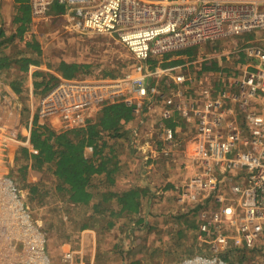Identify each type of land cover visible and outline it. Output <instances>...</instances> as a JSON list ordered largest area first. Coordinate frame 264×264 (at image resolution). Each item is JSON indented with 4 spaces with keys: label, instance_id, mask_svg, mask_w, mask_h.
I'll return each mask as SVG.
<instances>
[{
    "label": "built area",
    "instance_id": "built-area-1",
    "mask_svg": "<svg viewBox=\"0 0 264 264\" xmlns=\"http://www.w3.org/2000/svg\"><path fill=\"white\" fill-rule=\"evenodd\" d=\"M29 3L36 19L49 15L55 3L64 5L61 16L69 31L107 35L124 45L133 59L125 72L112 77L99 72L57 75L56 83L39 97L35 115L52 128L65 130L86 125L105 105H132L139 125L130 129L127 143L147 167L159 156H173L172 147L179 142V133L161 117L156 138L146 132L147 115L160 103L170 104L163 109L165 116L171 111L189 115L201 142L191 157L198 167L174 191L177 202L186 207L180 212L194 215L198 245L208 253L195 252L172 264H230L226 256L231 251L253 249L264 235V44L250 42L236 50L234 54L244 55L243 65L236 75L216 84L209 82L206 72L199 75L187 67H163L161 62L152 66L148 59L264 30V0ZM162 76H169L172 85H162ZM31 130L13 138L1 126L8 159L17 155H11L12 145L30 146ZM27 195L14 177L0 174V264H53L48 232L35 218L36 207ZM75 254L70 247L63 249V264H72Z\"/></svg>",
    "mask_w": 264,
    "mask_h": 264
},
{
    "label": "trees",
    "instance_id": "trees-1",
    "mask_svg": "<svg viewBox=\"0 0 264 264\" xmlns=\"http://www.w3.org/2000/svg\"><path fill=\"white\" fill-rule=\"evenodd\" d=\"M19 1L21 3L16 7V13L12 19L15 25L14 29L6 31L3 26L0 27L1 71L15 65L19 70L25 72L30 64L39 63L37 57L43 53L40 41L35 35L31 37L25 35L31 25L30 8L25 0ZM62 7V5H54L53 9L55 12H62ZM237 38L244 42L245 44L242 46H245L250 44L248 41L254 39V32L243 33ZM16 41H23V44L20 45ZM14 45L15 51L8 53L7 49ZM197 47L194 45L170 51L164 53L160 58H149L148 62L152 66L161 62V66L170 67L182 61L181 58L172 59L173 56L187 55L191 60H194L198 53ZM243 57L244 55L241 54L240 61H244ZM214 60L211 64L204 63L197 73L200 75L202 72L220 70L217 60ZM95 66L97 65L90 62L61 60L52 69L69 78L73 76H95L97 72L92 69ZM221 70L229 72L228 69L221 68ZM123 72L125 71L114 73L111 70H103L99 73L103 76L112 77ZM34 76L40 78L35 81L34 86L41 89L39 90L41 95L47 92L57 81V77L49 72L36 71ZM220 82V80L214 81L215 84ZM10 84L15 92L22 93V80L19 76L13 78ZM24 96L25 94H21L22 98ZM133 107L124 102L105 105L96 113L95 117L89 119L86 125L65 130H56L39 124L35 116L30 134V146L19 147L15 157L16 178L21 186L27 190L28 202L35 207L43 205L44 196L47 192L44 189V184L40 179L30 180L28 175L34 171L40 172L43 168H47L56 180L55 190L62 192L67 197L69 204L79 207L88 206L92 209L83 216L79 231L91 228L102 233L112 229L119 218L130 217L139 213L144 204H147L150 198L152 200L153 196L160 197L159 194L166 191L163 187L154 194L148 186H119L116 183L122 161L121 147L124 141H128L130 131L126 125L136 117ZM170 125H174V123L170 122ZM156 134L157 131H154L153 137L156 138ZM127 147L132 152L128 143ZM172 157L159 156L149 162L154 163L153 166L159 167ZM142 166L147 167L143 164ZM141 173L139 172L136 178L140 179ZM97 177H100V180L94 186L92 182ZM181 215L191 216L193 220L195 219L194 215L185 213ZM136 222L142 223L143 218H138ZM188 226L196 229L195 222L190 221ZM189 227L183 226L182 228L187 229ZM259 241H264V235L250 250H255ZM226 258L229 259L230 264H239L243 261L242 258H239L237 262H234L228 255Z\"/></svg>",
    "mask_w": 264,
    "mask_h": 264
},
{
    "label": "rangeland",
    "instance_id": "rangeland-1",
    "mask_svg": "<svg viewBox=\"0 0 264 264\" xmlns=\"http://www.w3.org/2000/svg\"><path fill=\"white\" fill-rule=\"evenodd\" d=\"M9 6L10 9L6 12L10 24L14 16V7ZM25 34L27 37L35 35L40 41L43 53L37 59L43 62L42 64L46 68H52L59 61L67 60L90 62L97 65L92 69H99L101 71L111 70L114 73H120L127 70V67L133 62L130 52L120 42L107 35L95 33L77 34L69 31L65 26L64 19L54 13H49L44 18L36 19ZM248 42L264 44V30L254 31V39ZM18 43L22 45L23 41ZM243 44L245 43L241 42L239 38H236L233 41L224 40L197 45V48L203 47L204 45H207L209 48H204L203 52H201L202 54H196L199 62L198 64L196 63V67L193 65V68L189 69L190 72H197L204 63L208 64L206 62V53L211 52L215 54L216 60L222 61V59H225L221 63H223V67L228 69L229 72L223 70L206 72V75L211 77L208 80L211 83L217 80L225 82L227 78L236 75L239 68L227 64L226 58H232L234 52L242 48ZM15 49L14 45L7 49V51L9 53L15 51ZM33 56H35L34 53ZM13 76L7 78L12 80ZM8 96L5 92L1 93V106L3 105L1 108L5 104H8ZM20 99L22 105H24V98L21 97ZM20 115L24 116L23 109L20 111ZM186 139L187 135L184 134L181 138L182 145L187 141ZM121 148L122 158L125 153L129 152L127 141H124ZM2 150L5 149L1 145V162L3 160H5L4 163L8 162V164L5 163V166L2 165V167L4 166L3 169H5L7 174L14 177L17 180L18 187L22 188L16 178V158L13 161L11 158L8 159L6 151L3 152ZM130 154L135 157L136 161L140 162L138 156L132 152ZM174 157L175 155L168 161L166 160L168 162L167 165L173 169L175 167L184 168L183 161L185 159L183 156L178 157L177 161ZM182 170H185L187 174H190L191 171L189 169ZM138 174L135 173L137 177ZM144 174L148 175L147 172ZM28 176L32 181L40 179L44 184V189L47 191L44 196L43 205L34 208V213L35 218L40 221L41 225L48 232V244L53 264H63L61 260L63 252L62 242L70 244L72 250L76 253L75 257H81L82 263L78 262L79 264H171L179 258L195 252L208 253V250L204 249V247H202L203 249H199L200 246L198 245L195 230L188 226L190 221L194 223L196 220H193L190 216L183 218V222L180 223L181 219H176V216L182 214L180 213V209L185 207V205H180L175 195L171 192L159 194L162 196L160 202L156 201L157 199L153 200V198L148 203L145 202L147 204H144L143 210H148L149 208L151 210L156 209L157 214L166 212L163 215H151V226L137 223V218H135L136 221H131L137 226V229H131L129 224L120 222L116 228L113 227L109 231L102 233L97 232L99 235L97 243L95 244L93 239L89 242V245L84 246L83 250L79 240V226L83 216L92 209L88 206L79 207L69 204L67 197L62 192L55 190L56 180L53 178L49 169L43 168L42 171H34ZM99 180L100 177L95 178L92 182L93 185L96 186ZM131 222L129 223L131 224ZM139 226L143 227L138 228ZM182 226L189 228L185 229ZM235 250L227 254L234 262L242 258L243 261L239 264H264V241H259V245L255 250L245 252Z\"/></svg>",
    "mask_w": 264,
    "mask_h": 264
},
{
    "label": "crops",
    "instance_id": "crops-1",
    "mask_svg": "<svg viewBox=\"0 0 264 264\" xmlns=\"http://www.w3.org/2000/svg\"><path fill=\"white\" fill-rule=\"evenodd\" d=\"M27 2V4L30 7V3L29 0H25ZM21 2L19 0H0V27L3 26L6 31H11L14 29L15 25L13 24L12 20L10 21L9 24V20H8V16H7V10L10 9L11 7H14V14L16 13V7L20 4ZM54 5H61L58 3H55ZM54 5L52 6L51 10H50V14L54 13L56 15H59L60 17L61 14L64 12L65 10V6L62 5L63 7V11L62 12H55V10L53 9ZM30 18H31V25L34 24L36 18L32 17L31 15V10H30ZM63 18V17H62ZM13 19V18H12ZM30 25V27H31ZM13 26V27H12ZM11 28V29H10ZM29 30V29H28ZM27 30V31H28ZM26 31V33H27ZM26 35V34H25ZM27 37V36H26ZM212 46V44H210ZM204 48H209L207 45L205 46H201L199 48H197V52L201 53L203 52ZM197 53V55H198ZM202 54V53H201ZM241 54H233L232 58L228 57L226 58L227 64H231L230 66H233L235 68L237 67H241L243 65V61H240L241 59ZM207 60L206 62H208V64H211L213 61H215V54L211 53V52H207ZM212 55V56H211ZM163 56V55H162ZM161 56V57H162ZM210 56V57H208ZM174 58H181L182 61L178 64H175L174 66H179V68H181L180 66L186 68L187 69H191L193 68V65H195L196 67V63L198 64V57H195L197 59L191 60L190 57H188L187 55H179V56H175ZM220 61V62H219ZM225 61V59L222 61L221 60H217L218 62V66L222 69H226L225 67H223V62ZM43 62L39 61L38 64H30L29 68L27 71L23 72L21 70L18 69V67H16L15 65L11 66L9 69L5 70V71H1L0 70V174L6 173L5 169H3V167L5 166V163L8 164V162H5V160H3V162H1V126L6 127V133L13 138H19V137H24V135H26L27 133V129L31 127H33V120L35 115V108L36 105L38 103L39 97L41 96L40 88H35L34 84L35 81L40 78H36L34 76V73L36 71H44V72H49L53 75H55L57 77V75H61L60 72L52 69V68H46L44 66V64H42ZM207 64V63H206ZM94 72H101V70L99 69H93ZM211 71V70H210ZM215 72V71H212ZM14 75V76H13ZM9 76H13V78H16V76H19V78H21L22 80V89L23 91L25 90V92L22 91V93H17L13 90L12 85L10 84L11 79H8L7 77ZM63 76V75H61ZM5 78H7V80H5ZM161 83L162 85H166L165 87L167 88L172 81L170 80L169 76H162L161 77ZM161 85V86H162ZM172 85V84H171ZM163 87V86H162ZM160 90H162L160 88ZM166 90V89H165ZM7 93L8 96V104H5V106L3 108H1V93ZM21 94H25L24 96V105H22L21 103ZM20 99V100H19ZM159 105V107H158ZM156 106V108L154 109V111L150 112L147 115V123L145 125V131L148 133H154V131L158 130V119L161 117L162 118V122L167 125L170 126L172 128H174L179 134V142L178 145L176 147H172L173 150V155H175L174 159L177 161V158L180 156H183V158L185 159V161H183L184 164V168L182 169H189L190 174H187L185 172V170H182L181 167L177 168L175 167L174 169L171 168L169 165H167V161L164 162V165H161L159 167L156 166H151V167H143L141 162L136 161L135 157L133 155L130 154V150L129 152L125 153L124 156H122V161L120 162L121 166L119 167V174H118V178H117V185L119 186H134V185H140V186H148L150 188V190L152 191V193L156 194L159 192V190H161V188L163 187L164 190H166L165 192H171L173 194H175V192L173 191V189L176 186H180L181 184H183L186 179L192 174L193 170H195L198 165L197 163L191 158L192 156L195 155L196 151H198L199 147L201 146V142L199 141V139L196 136V126H195V121L193 118H189L188 117L182 115L181 113H177L176 111L173 112L171 111L170 114L168 116H165L163 114V109L164 108H170V104H165V103H160ZM30 106H33L32 108H30ZM22 109L24 110V116L20 115V111H22ZM95 117V115L93 116ZM37 122L39 124H44L50 128H52L48 123H44L43 121H41L37 116ZM238 122H241L239 119V115L238 117H236ZM171 123H174V125H170ZM139 125V119L138 117H135L133 120L131 119L127 125L126 128L127 129H132L136 126ZM143 128V125L142 127ZM56 129V128H53ZM59 130V129H56ZM147 133V134H148ZM31 134V133H30ZM187 135V141L182 145L181 144V138L183 135ZM3 146V145H2ZM4 147V146H3ZM5 149V147H4ZM19 149V147L17 148V146H11L10 147V152L11 155L13 156L15 153H17V150ZM3 152L5 150H2ZM132 157H131V156ZM5 159V158H4ZM188 167H186V165ZM2 165H4L2 167ZM196 167V168H195ZM138 172H142L140 174V179L136 178L137 176L135 175L138 174ZM147 172L148 175H145L144 173ZM155 172V174H154ZM156 191V192H155ZM158 191V192H157ZM162 196H153V200L157 199L156 201H161L160 199ZM151 201V198L148 200ZM144 207V206H143ZM143 207L141 209V211L135 215H132L130 217H121L117 220L116 224H115V228L117 227L118 223L120 222H125L127 224H129V226H131V229H137V226L134 225L133 222L131 221H136L135 218H143V224H145V226H151V215H163L166 212H163V214H157V210H151V208H149L148 210H143ZM183 218H186L183 215H178L176 216V219H181V222H183ZM131 222V224L129 223ZM196 223V222H195ZM143 226H139L138 228H142ZM183 227V226H182ZM94 229H88V230H83V231H79V240L81 243V247L82 249L84 248L85 245H89V242L91 240L94 239V243L96 244L97 241L99 240V235L97 234V232ZM62 249H68L69 247L71 248L69 243H64L62 242ZM199 248V247H197ZM202 247H200L199 249H201ZM72 249V248H71ZM203 249V248H202ZM206 249V248H204ZM84 250V249H83ZM81 262L82 263V259L81 257L78 256V258H76L72 264H79ZM175 262V261H174ZM173 262V263H174ZM172 264V263H171Z\"/></svg>",
    "mask_w": 264,
    "mask_h": 264
}]
</instances>
